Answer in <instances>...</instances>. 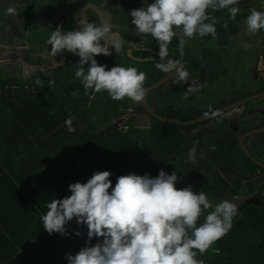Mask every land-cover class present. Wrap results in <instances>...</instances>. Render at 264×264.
<instances>
[{
    "label": "trees",
    "instance_id": "obj_1",
    "mask_svg": "<svg viewBox=\"0 0 264 264\" xmlns=\"http://www.w3.org/2000/svg\"><path fill=\"white\" fill-rule=\"evenodd\" d=\"M81 1L83 5L99 6L102 0ZM128 2L135 9L145 6L142 0ZM238 7L240 11L234 21L240 23H246L250 10L256 8L253 0H239ZM208 12L218 21L215 39L211 35L203 38L197 35L186 42L183 55L179 48L180 37H174L168 45V59L187 72L186 79L168 82L145 95L148 105L163 118L192 122L264 93L263 78L255 82L254 92L249 95L226 98L206 109L191 105L199 103L202 93L222 80L220 74L227 75L216 53L224 49L231 35L238 33L235 28L229 30L223 26V20H233L227 9H209ZM140 40L139 50L132 52L140 59V64L126 55L128 45L120 56L95 58L108 69L117 60L113 66H131L143 71L146 89L162 81L171 71L156 67L162 62L157 42L150 35ZM77 67V63H73L49 73L38 71L28 82L4 79L0 74L1 184L7 185L11 180L25 192L32 190L34 196H30L38 197L40 209L46 213V205L52 199L71 195L68 190L71 183H85L97 171H110L113 187L121 175L147 173L156 177L160 170L168 174L176 171L178 189L191 185L194 192H204L213 207L223 199L255 196L259 200L238 206L231 230L196 258L204 260L205 264H264V171L239 147L242 135L264 128V98L197 125L182 127L158 122L138 102L127 97L117 101L106 91L95 93L92 90L86 95L81 80L75 77ZM38 79L40 84L36 82ZM49 81H54V85L50 86ZM190 87L193 91L188 90ZM130 111L135 115L128 123L122 128L114 125L116 119ZM230 113L232 117L227 116ZM69 116L75 117L72 121L75 132H69L65 124ZM194 129L198 130L195 135ZM226 143L227 149L222 151ZM194 144L196 163L188 159ZM245 144L261 162L263 154L258 147L264 145V134L249 137ZM47 151L51 155H45ZM29 179L33 181L30 183ZM211 210L201 215L200 223ZM14 226L16 220L8 228ZM66 228L70 235L41 233V242L47 248L52 250L54 245V250H60L59 258L53 260L56 264H68L65 254L75 255L88 241L85 225L70 221ZM77 231L80 236L75 235ZM97 242V238L91 240L92 245ZM7 260L9 258L1 254L0 262Z\"/></svg>",
    "mask_w": 264,
    "mask_h": 264
},
{
    "label": "clouds",
    "instance_id": "obj_2",
    "mask_svg": "<svg viewBox=\"0 0 264 264\" xmlns=\"http://www.w3.org/2000/svg\"><path fill=\"white\" fill-rule=\"evenodd\" d=\"M238 4L239 0H152L128 15L132 17L131 24L135 25L137 34L150 35L157 42L162 62L156 67L167 72L175 67L173 61L165 58L177 29L183 55L185 38L197 35L216 38L218 21L209 14V9H227L234 20L240 11ZM7 11L9 15L15 14L12 7ZM223 26L227 28V23ZM246 26L253 35L264 29V12L252 8ZM110 27L107 22L97 25L81 20L74 30L65 31L58 26L51 31L47 43L53 55L66 50L80 58L75 77L81 80L86 95L89 90L106 91L112 100L127 97L141 102L146 95L143 71L118 64L108 69L95 58L111 55L110 46L116 53L121 50V43L112 36ZM178 75L186 79L188 74L180 71ZM36 82L41 83L39 79ZM49 84L54 85V81ZM188 90L193 91L191 87ZM218 114V111L211 112L212 116ZM73 119L74 116H69L65 121L69 132L76 131ZM196 131L193 130V135ZM196 151L194 144L188 152L192 163H196ZM200 158H204L203 153ZM111 175L107 170L97 171L85 183H71L68 186L71 195L54 198L46 205L47 211L41 221L49 235H70L66 225L73 219L78 225L87 227L86 245L75 255L65 254L68 264H205L204 260L196 258L198 253L203 255L224 237L238 215L236 204L228 199L213 207L207 195L202 191L194 192L191 185L178 189L176 171L168 174L160 170L156 177L147 173L121 175L114 187ZM208 209L212 210L200 223L201 215ZM75 235L81 233L77 231ZM93 238L98 240L94 245L91 244Z\"/></svg>",
    "mask_w": 264,
    "mask_h": 264
},
{
    "label": "rangeland",
    "instance_id": "obj_3",
    "mask_svg": "<svg viewBox=\"0 0 264 264\" xmlns=\"http://www.w3.org/2000/svg\"><path fill=\"white\" fill-rule=\"evenodd\" d=\"M111 1L108 0V3ZM253 1L256 9L264 12V0ZM78 2L65 0H0V74L4 79H20L22 82H28L38 71H50L58 68L56 63L50 62L54 55L47 41L51 31L58 26L65 31H70L77 29L84 17H86V20L90 18V9L81 10L82 5ZM116 2L118 5L120 4L119 7L112 3L108 4L107 9L103 12L104 16L110 17L115 14L116 19L126 16L127 21H129L128 13L130 11L126 4L128 0H116ZM101 6L100 3L97 7ZM10 7L15 9L14 15L8 14L7 10ZM104 16L102 15V17ZM104 19L106 20L105 17ZM219 21L222 22V20ZM225 23H227L226 29L232 30L235 28L238 30L237 34L231 35L226 46L223 47L224 49L217 50L216 53L223 61L227 75L220 74L223 77L222 80L203 92L200 102H192V106H200L206 109L219 104L220 101L226 98L233 99L249 95L254 92L255 82H260L264 78V29L253 35L247 31L246 23L223 20V24ZM114 25H116L114 30L118 29L123 32V37L117 34L113 37L119 42L120 37H122L123 42L128 44L127 40L130 36L132 37V32L136 33L135 25ZM127 26L129 28H125ZM176 31L177 36L180 37V30L177 29ZM137 35L134 34L133 37ZM185 39L186 42L190 40V38ZM128 45L130 47V44ZM44 54H52V57L48 58ZM41 61H49V63L44 64ZM254 73H256V78ZM152 97L154 98V96ZM134 115L135 112L130 111L128 115L116 119L114 125L122 128ZM232 115L228 114L227 116L232 117ZM227 146L228 143L224 144L221 150L225 151ZM258 149L263 154L260 160L264 163V145L258 147ZM258 201L255 196L237 197L231 200L237 207L249 203H258Z\"/></svg>",
    "mask_w": 264,
    "mask_h": 264
},
{
    "label": "crops",
    "instance_id": "obj_4",
    "mask_svg": "<svg viewBox=\"0 0 264 264\" xmlns=\"http://www.w3.org/2000/svg\"><path fill=\"white\" fill-rule=\"evenodd\" d=\"M45 155L51 153L47 151ZM7 182V185L0 182V256L5 255L9 260L0 264H56L53 260L59 258L60 250H54V245L50 250L41 242V233L47 232L43 230L41 216L46 213L41 211L38 197H31L34 194L30 189L25 192L17 183ZM15 220L16 226L8 228Z\"/></svg>",
    "mask_w": 264,
    "mask_h": 264
},
{
    "label": "flooded vegetation",
    "instance_id": "obj_5",
    "mask_svg": "<svg viewBox=\"0 0 264 264\" xmlns=\"http://www.w3.org/2000/svg\"><path fill=\"white\" fill-rule=\"evenodd\" d=\"M65 1H79L78 3L80 4V5H82V7H81V10H83V9H90V11H91V13H90V18L87 20L88 22H92V23H95V24H97V25H100L101 23H103V22H107L111 27H110V32H111V34H112V36L113 35H120V36H122V33L123 32H121V31H119L118 29L117 30H114L115 28H116V25H114V24H131V19H132V17L129 15V21H127V18H126V16L125 17H122L121 19H116L115 18V14L114 15H112V16H104V13L103 12H105V9H107V5L108 4H110V3H112V4H114L115 6L117 5L118 7H119V5L117 4V2H116V0H112L110 3H108V0L107 1H101L100 3H101V7H97V5L96 4H94V3H90V4H86V5H83L82 4V1L81 0H65ZM127 1V0H126ZM127 4V7H128V9H129V11H131V10H133V9H135V8H132L131 7V4L129 3V2H127L126 3ZM97 10H96V9ZM99 8V9H98ZM99 10V11H98ZM104 10V11H103ZM78 12H79V9H78ZM97 12V13H96ZM120 12V11H119ZM82 13V12H81ZM81 14H80V12H79V16H80ZM102 15L106 18V20L104 19V17H102ZM107 15V14H106ZM86 17H84V19L83 20H86L85 19ZM80 19H81V16H80ZM125 28H129V26H127V27H125ZM134 34L136 35L137 33H134V32H132V37L130 36L129 38H128V44H130V48H128V50H127V53H126V55L129 57V58H131L132 60H134L136 63H138V64H140L141 63V61H140V59H138V58H135L133 55H132V53L129 51V50H131L132 52H136V51H138L139 50V45H141V43H142V40H140V39H142V38H144L145 36H141V35H137V36H135V37H133L134 36ZM123 37V36H122ZM122 37H120V43H121V50L118 52V53H116V51H115V49L114 48H111V46H110V50H111V55H113V56H115V54H117V55H121V52L122 51H125V48H126V46L128 45V44H125L123 41V38ZM129 46V45H128ZM45 55V54H44ZM45 56H47L48 58L49 57H52V54H50V55H45ZM116 57V56H115ZM79 57L78 56H76V55H74V54H72V53H69V52H67L66 50L62 53V54H57V55H54L53 56V58H51V63H56L57 65H58V68H54V69H52V70H50V71H55V70H57V69H60V68H62V67H64L65 65H71V64H73V63H78L79 62ZM53 60V61H52ZM41 62H44V61H41ZM40 62V63H41ZM49 63V61H46V62H44V64H48ZM117 63V60H115V63L114 64H116ZM127 63V62H126ZM113 64V65H114ZM112 64H110V66H109V69L113 66ZM50 71H41V72H43V73H49Z\"/></svg>",
    "mask_w": 264,
    "mask_h": 264
},
{
    "label": "water",
    "instance_id": "obj_6",
    "mask_svg": "<svg viewBox=\"0 0 264 264\" xmlns=\"http://www.w3.org/2000/svg\"><path fill=\"white\" fill-rule=\"evenodd\" d=\"M142 2H143V4L145 6L150 3L149 0H142ZM158 55H159V53H158ZM165 59L169 60L168 57H166ZM160 60H161V58H160ZM170 71H171V73L168 76H166L162 81H160L157 84H154L151 87L146 88V94H149V93H151V92H153L155 90H158L159 88H161L162 86H164L168 82L178 80L179 79L178 73L180 71H183V69L179 65H175V67L171 68ZM254 75H255V78H256V73H254ZM262 98H264V93L254 95L252 97H249V98H247L245 100H242V101L237 102V103H235L233 105L225 107L224 109L219 110L218 111L219 114L217 116L208 115V116H205L203 118H200V119H198L196 121H192V122H182V121H178V120H172V119H168V118H163V117L159 116L158 114H156L154 112V110L148 105V103L146 102L145 99L143 101H141V102H138V103L140 104V106L142 107L143 110H145L151 117H153L158 122L171 124V125H176V126H182V127H191V126L197 125L199 123H202L204 121L210 120L212 118H216L218 116H221V115H223V114H225L227 112L236 110V109H238V108H240V107H242V106H244V105H246L248 103L257 101V100L262 99ZM259 134H264V128L253 130V131L245 133L239 139V147H240L241 151L245 154V156L253 164H255L257 167L261 168L264 171V163L258 161L251 154V152L248 150V148L246 147V144H245L246 140L249 137L256 136V135H259Z\"/></svg>",
    "mask_w": 264,
    "mask_h": 264
}]
</instances>
